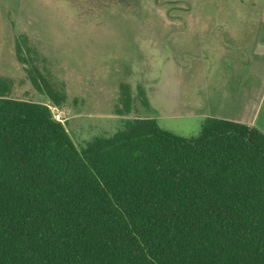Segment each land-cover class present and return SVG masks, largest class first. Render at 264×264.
<instances>
[{
	"label": "trees",
	"instance_id": "16d2710c",
	"mask_svg": "<svg viewBox=\"0 0 264 264\" xmlns=\"http://www.w3.org/2000/svg\"><path fill=\"white\" fill-rule=\"evenodd\" d=\"M23 42L28 80L63 105ZM13 87L0 77V264H264L257 128L207 117L186 138L134 118L79 150L48 105L12 98ZM120 102L129 115V85Z\"/></svg>",
	"mask_w": 264,
	"mask_h": 264
},
{
	"label": "rangeland",
	"instance_id": "374dc122",
	"mask_svg": "<svg viewBox=\"0 0 264 264\" xmlns=\"http://www.w3.org/2000/svg\"><path fill=\"white\" fill-rule=\"evenodd\" d=\"M23 37L66 93L59 108L79 150L134 118L186 138L207 117L253 118L264 134V0H0V77L12 98L53 106L17 59ZM123 85L129 115L118 113Z\"/></svg>",
	"mask_w": 264,
	"mask_h": 264
},
{
	"label": "built area",
	"instance_id": "2783aa9c",
	"mask_svg": "<svg viewBox=\"0 0 264 264\" xmlns=\"http://www.w3.org/2000/svg\"><path fill=\"white\" fill-rule=\"evenodd\" d=\"M51 113H52V116H53V119L56 121V122H59V123H62L64 124L67 120V114L66 112L62 111L58 106L56 105H53V106H50L48 105Z\"/></svg>",
	"mask_w": 264,
	"mask_h": 264
},
{
	"label": "crops",
	"instance_id": "0c3cea01",
	"mask_svg": "<svg viewBox=\"0 0 264 264\" xmlns=\"http://www.w3.org/2000/svg\"><path fill=\"white\" fill-rule=\"evenodd\" d=\"M150 106H151V105H150ZM212 117H215V116H212ZM149 118H151V117H149ZM215 118H218V117L216 116ZM221 118H222V117H221ZM223 119H228V120H232V121H236V122L244 123L242 120L229 119V118H223ZM252 121H253V118L251 119V122H250V123L247 122V123H245V124L252 126Z\"/></svg>",
	"mask_w": 264,
	"mask_h": 264
}]
</instances>
